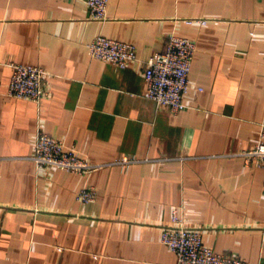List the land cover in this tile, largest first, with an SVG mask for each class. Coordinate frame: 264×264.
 <instances>
[{
    "label": "crops",
    "instance_id": "crops-1",
    "mask_svg": "<svg viewBox=\"0 0 264 264\" xmlns=\"http://www.w3.org/2000/svg\"><path fill=\"white\" fill-rule=\"evenodd\" d=\"M105 17L85 0H0V264H173L159 241L173 211L213 251L264 264V168L246 155L264 119V0H108ZM170 33L195 44L176 114L142 79ZM95 35L137 61L90 58ZM9 63L45 69L48 97L6 96ZM37 128L99 167L36 169Z\"/></svg>",
    "mask_w": 264,
    "mask_h": 264
},
{
    "label": "built area",
    "instance_id": "built-area-1",
    "mask_svg": "<svg viewBox=\"0 0 264 264\" xmlns=\"http://www.w3.org/2000/svg\"><path fill=\"white\" fill-rule=\"evenodd\" d=\"M107 2L108 0H85L89 18L104 21ZM183 22L204 24L205 19L192 17L183 19ZM86 49L90 58L110 62L118 67L137 61L134 45L102 35H95L86 44ZM194 51L193 40L170 33L162 49L151 53L143 61L145 97L158 106L166 107L171 114L183 110L185 104L182 98L190 88L188 72ZM8 67L10 72L4 89L6 96L34 103L48 97L46 82L50 75L45 69L21 63H9ZM195 89L201 90L200 87ZM246 155L255 158L257 165L264 168V119L259 124L257 141ZM28 159L36 169L52 168L77 174H88L99 167L40 128L34 133ZM132 161L133 159L122 156L113 163L127 166ZM94 197L95 191L91 186L81 188L75 196L80 203L91 202ZM159 241L173 253V264H248L240 256L218 253L204 245L200 231L183 226L174 211L168 225L161 228Z\"/></svg>",
    "mask_w": 264,
    "mask_h": 264
}]
</instances>
